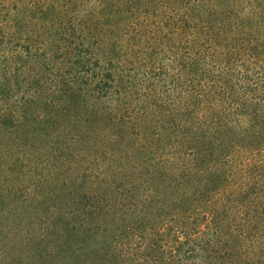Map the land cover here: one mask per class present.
Returning <instances> with one entry per match:
<instances>
[{"label":"trees","instance_id":"1","mask_svg":"<svg viewBox=\"0 0 264 264\" xmlns=\"http://www.w3.org/2000/svg\"><path fill=\"white\" fill-rule=\"evenodd\" d=\"M0 264H264V0H0Z\"/></svg>","mask_w":264,"mask_h":264}]
</instances>
